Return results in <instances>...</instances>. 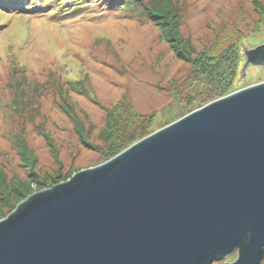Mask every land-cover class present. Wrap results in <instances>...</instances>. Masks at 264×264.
Wrapping results in <instances>:
<instances>
[{
	"label": "rangeland",
	"instance_id": "374dc122",
	"mask_svg": "<svg viewBox=\"0 0 264 264\" xmlns=\"http://www.w3.org/2000/svg\"><path fill=\"white\" fill-rule=\"evenodd\" d=\"M41 1L29 13L0 14V220L29 195L115 156L113 147L152 114L155 127L177 118L203 53L233 45L243 56L241 43L264 44V0H133V11H122L121 0L113 9L90 0L58 18ZM163 26L187 60L170 49ZM237 78L232 92L264 81V68ZM23 81L46 85L34 92L16 86Z\"/></svg>",
	"mask_w": 264,
	"mask_h": 264
},
{
	"label": "water",
	"instance_id": "95a60500",
	"mask_svg": "<svg viewBox=\"0 0 264 264\" xmlns=\"http://www.w3.org/2000/svg\"><path fill=\"white\" fill-rule=\"evenodd\" d=\"M243 63L264 68V44ZM261 264L264 81L213 100L0 220V264Z\"/></svg>",
	"mask_w": 264,
	"mask_h": 264
},
{
	"label": "trees",
	"instance_id": "16d2710c",
	"mask_svg": "<svg viewBox=\"0 0 264 264\" xmlns=\"http://www.w3.org/2000/svg\"><path fill=\"white\" fill-rule=\"evenodd\" d=\"M6 1L7 0H0V14L4 15L6 13L4 9H8L13 13H15L17 9H19L20 12L23 11L24 13H26L25 11H30L32 9L29 4V6H26L24 11V9L21 7L19 8L12 7L11 5H9V3H6ZM17 1L24 3L28 0H17ZM96 1H99V3L101 2L104 3V5L107 6V8L109 9H113L115 7L114 5H116V3H118L120 0H96ZM121 1H123V4H121V8H120L122 11L123 10L133 11V8L136 9L139 8L138 3L136 1L135 2H132L133 0H121ZM91 3L92 2L90 0H50V2H48L47 0V2L43 4L42 8H44L47 4H49L51 7L55 8V10H53L52 12L53 16L58 18L61 13H69L72 11H77L79 9L90 6ZM154 6L155 4L150 6L148 9L147 17L151 20H152V16H150L149 12L152 10ZM258 11L264 18V9L259 8ZM79 18L80 17L75 19H79ZM168 22L170 25V30L173 29V33H174V28L171 27V24L175 25L173 18H171V20ZM262 25L264 26L263 21H262ZM162 35L165 38V40L169 43L170 49L174 51L175 56L187 60L186 59L187 56L184 54V51H182L178 46L172 45L173 41L168 39L167 31L164 26L162 30ZM241 58H243V56L240 55L238 48L232 45L229 48L225 49L224 52H222L221 54H215V56H213L210 53H203L200 58L193 60L192 61L193 79L190 80L188 84V86L191 88L192 84L194 83V88L192 90V98L186 100L185 105L183 104L184 106L180 108V111L177 114V118H175L171 122L199 108L200 106H203L213 100H216L227 94H230L232 92L231 89L232 87L235 90V85H236L235 83L238 79L237 77L238 76L240 77V69L242 66V63L240 61ZM24 73L25 71L23 69H21L20 71L14 69L12 71V75H17V74L23 75ZM22 83L24 85L18 83L16 84V86H20V87L26 86L28 89H32L34 92H36V90L39 91V88H44L46 85V83H40V82L27 84L25 81H23ZM72 83L75 84V82ZM180 93H178L177 95H179ZM128 112H130V110H128ZM151 117H152L151 121H144V123H142L140 126H137L138 128H136V130H132V132L129 133L128 137L125 139L124 142H120V144L115 145L113 147V149L115 150L112 155L119 153L120 151L124 150L126 147H128L138 139L143 138L151 134L152 132L158 130V128H161L171 123L168 122L163 126L159 125L158 127H155V124L158 121L156 114H152ZM143 134H147V135L144 136ZM16 146L20 154L22 153V155H24V153L27 152L26 147H22L23 145L21 144V142H19Z\"/></svg>",
	"mask_w": 264,
	"mask_h": 264
},
{
	"label": "flooded vegetation",
	"instance_id": "af4514ba",
	"mask_svg": "<svg viewBox=\"0 0 264 264\" xmlns=\"http://www.w3.org/2000/svg\"><path fill=\"white\" fill-rule=\"evenodd\" d=\"M235 255V254H234Z\"/></svg>",
	"mask_w": 264,
	"mask_h": 264
}]
</instances>
